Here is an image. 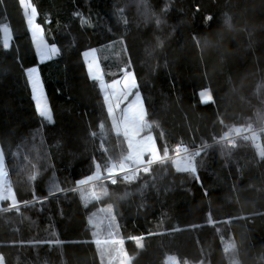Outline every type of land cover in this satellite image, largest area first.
Wrapping results in <instances>:
<instances>
[{"label": "trees", "instance_id": "1", "mask_svg": "<svg viewBox=\"0 0 264 264\" xmlns=\"http://www.w3.org/2000/svg\"><path fill=\"white\" fill-rule=\"evenodd\" d=\"M29 1L58 52L40 63L21 0H0V148L7 166L19 153L36 165L35 189L15 187L20 210L0 205L4 263L104 264L96 240L110 231L93 219L111 206L132 264H264V133L223 141L232 128L264 127V0ZM92 49L107 82L134 72L144 132L168 149L131 182L80 183L123 152L84 57ZM35 66L52 122L32 97ZM206 89L213 101H201ZM177 146L200 151L199 181L177 171Z\"/></svg>", "mask_w": 264, "mask_h": 264}, {"label": "snow or ice", "instance_id": "2", "mask_svg": "<svg viewBox=\"0 0 264 264\" xmlns=\"http://www.w3.org/2000/svg\"><path fill=\"white\" fill-rule=\"evenodd\" d=\"M24 3V0H21V4ZM37 15L35 7H32L31 14L28 16V24L30 26L33 25V18ZM206 21H212L211 16H206L204 18ZM159 23V22H158ZM42 31L40 29L39 25H34L31 27L32 37L35 40L38 33ZM37 52L40 56L41 60L45 59H51L54 54L58 52L57 48L53 46L47 45L43 40H41L37 45ZM88 53H85V56H87ZM123 76L120 80H115L112 82L111 87L114 89V91L109 94H105V103L107 105V111L108 115L112 118V125L116 129L117 134L119 135L122 131V134L127 140L128 149H129V155L124 158V161H131V164H127L124 161H121L119 166L113 164L112 166L107 168V178L111 180L112 184H115L117 182L116 177L117 175H120L122 173L121 179L124 181H133L138 173L142 170L144 172H148L150 170V166L153 162L160 161L164 162L167 159L168 156V149L167 147L164 148V155L161 156L159 153V149L156 147L154 138L149 135L147 137H141V132L147 127L150 128L151 125L147 123L146 120V109L143 105V100L140 97L139 93L136 94V101L133 104V108L135 109V112L133 115H128L124 111H121L120 115H115L114 110L118 109L120 106V103L127 99L128 95L131 94L130 90L132 88L137 87L135 75L134 73L130 72L128 68L122 69ZM90 74L91 79L93 80H99L101 79L99 73L92 74L91 73V64H90ZM27 77L28 82L30 83L31 87V93L33 99L36 101V110L39 114V116L49 122H52V116L50 112V108L48 104L44 100L42 87H41V81L37 73L36 68H30L27 71ZM123 84V91L117 92V86ZM109 95L115 96L116 100L115 103L111 102L109 100ZM201 95V101L207 102V101H213V97L211 95V91L206 89L200 93ZM207 96V101L204 100V96ZM131 111V109H130ZM233 131L239 135L242 131H249L251 132V126L249 125L247 129L243 128H235ZM231 132L225 134V139H228L231 136ZM253 139L255 140L256 136L255 133H253L252 137L245 136L244 139ZM229 144L232 147H236V143L234 140L229 139ZM183 152L185 153L184 156H181V147L177 146L176 148V154L177 159L174 161L177 171L182 172H190L194 174L195 179L197 181L200 180L199 175L197 174V168L195 164V158L200 155V151H196L194 153H188L187 147L183 148ZM145 155H147L149 158L146 161L144 159ZM262 158H264V152L261 153ZM100 165H96V173L93 176H90L87 178V180H93L97 179L100 176L99 172ZM4 153L2 150H0V201L8 200L11 202V208H15L17 211H19V204L20 201H17L15 192L8 187L5 189L2 177L4 175ZM32 179H35L33 176ZM87 180H82L80 183H86ZM201 186L202 182H201ZM207 194V192H205ZM33 198L37 199L35 197V194H33ZM25 206L30 204V201H23L22 202ZM8 210V209H5ZM108 212L110 214V220L114 219V216H111V206L108 208ZM109 235L111 236L112 233L110 232ZM133 239L139 241L140 237H133ZM113 244H119L122 246L123 241L122 240H112L110 241ZM101 241L97 240V244H100ZM104 243H109V241H104ZM142 246V245H141ZM0 264H4V256L0 254Z\"/></svg>", "mask_w": 264, "mask_h": 264}, {"label": "rangeland", "instance_id": "3", "mask_svg": "<svg viewBox=\"0 0 264 264\" xmlns=\"http://www.w3.org/2000/svg\"><path fill=\"white\" fill-rule=\"evenodd\" d=\"M22 6H23L24 13H25V16H26V19H27V22H28V16L31 14V9H32V7H34V5L29 0H24V3L22 4ZM36 13H37V11H36ZM34 25H39L37 23V15L33 18V25L32 26H34ZM32 26L29 25V30H30L31 36H32V32H31V27ZM40 29L42 30L41 26H40ZM3 32H4V36H5V40H6V46L8 47L9 44H10V40H11V33H10V31L8 29H3ZM32 40H33L36 52H37V45H38V43L41 40H43L47 45H49L44 39L43 30L38 33V35L36 36L35 40L32 37ZM49 46L51 47V45H49ZM85 53H88V55L85 56ZM85 53H84V57H85V60L87 62V65H88L89 73H90V64H91V73L92 74H95V73H99L100 74L101 79H99L98 81H99V85H100V88L102 90V93H103V96H104V99H105V94L106 93L111 94L114 91V89L111 87L113 81L112 82H107L106 80H104L102 69L100 68V63H99L96 51L94 49H92V50H89V51H87ZM55 55L56 54H54L53 57ZM37 56H38V59H39L40 63H43V62H46V61L50 60V59L41 60L40 56L38 55V52H37ZM31 68H36L37 69V73H38V76H39L40 81H41V87H42L44 100H45V102L48 104V106L50 108V105H49V102H48V99H47V96H46V92H45V89H44V86H43V82H42V79H41V76H40L39 67L35 66V67H31ZM27 71H28V69L26 70V75H27ZM130 72L134 73L133 71H130ZM120 79H122V77ZM120 79H118V80H120ZM135 80H136V77H135ZM136 84H137V81H136ZM29 85H30V83H29ZM30 89H31V87H30ZM135 89H136V87L132 88L130 90L131 94L128 95L127 99L123 100L120 103L119 108L114 110L115 115L119 116L121 111H124L125 113H127L130 116L133 115V113L135 112V109L133 108V104L136 101V94H137V93L134 94ZM116 91L117 92H122L123 91V84L118 85ZM138 93H139L140 97L143 100V97H142L141 93L140 92H138ZM109 100L111 102L115 103L116 97L112 96V95H109ZM204 100L205 101L207 100V96L206 95L204 96ZM35 105H36V101H35ZM143 105H144V101H143ZM144 107H145V105H144ZM130 109H131V111H130ZM50 112H51L52 121H53V115H52L51 109H50ZM110 119H111V122H112V118L111 117H110ZM113 129H114L115 134L118 137H121L123 139L122 140L123 152L120 155L121 156V160L119 162L115 163V165L119 166L120 162L124 161V158L129 155V149H128L127 140L124 137V135L122 134V131L118 135L116 129L114 127H113ZM233 129H235V128H233ZM140 135H141V137H147V136L151 135L154 138L156 147L159 149L158 140H157L156 136L154 135V133L151 132V133L145 134V132L143 130ZM0 150H1V148H0ZM159 153L161 155L160 149H159ZM148 158L149 157L147 155H145L144 159L146 161L148 160ZM124 162L129 164V165L131 164V161H124ZM35 166L36 165L32 162V159H30V157L28 155H26L25 153H19L17 155L14 163L12 164V166H7L6 163H5V160H4V173L5 174L2 177V182H3V185H4L5 189L10 187L15 192V187L19 186V187H22V188L34 190L35 189V187H34V179H32V177L36 176ZM120 176H122V173L120 175H117L116 179H118ZM105 180L111 181L110 179L107 178V174L105 176H103L100 173L99 178L93 179V180H87L86 183H83L82 187L91 186V185L96 184L97 182L105 181ZM15 194H16V192H15ZM4 201H8V200H4ZM4 201H0V205ZM102 221H105L107 223L106 225H107L109 231L112 233L111 236H109V237H107L105 239H102V238L97 239V240L101 241V243L98 244V247H99V250H100V257L104 261V264H132L134 262L135 255H131L129 252H127L125 250V247L123 246V244L121 246L119 244H113V243L110 242L112 240H122L123 241V239H121L119 237V226L116 224L114 219L110 220V214H109L108 211L103 213L101 217L97 216L95 220L93 219V223L97 227L101 226ZM98 230H99L100 233H102L103 227L102 228L100 227ZM104 241H109V243H104ZM123 243H124V241H123ZM111 246H113V247H111ZM111 248L113 250V255L110 258V257H108V251ZM138 248H139V250H141L143 248L142 242L138 244ZM169 264H177V263L174 260H172V261L169 262Z\"/></svg>", "mask_w": 264, "mask_h": 264}, {"label": "built area", "instance_id": "4", "mask_svg": "<svg viewBox=\"0 0 264 264\" xmlns=\"http://www.w3.org/2000/svg\"><path fill=\"white\" fill-rule=\"evenodd\" d=\"M237 128H241V127H237ZM252 131L249 132V131H242L239 135H237L234 131H233V128L229 130V132H231V136L228 138V139H225L223 138V141H228L229 139H232V140H236L237 138L241 137V138H244L245 136H249V137H252L253 133H255V136L257 137L260 133H264V127L261 128V129H258V128H251ZM228 132V133H229ZM225 137V136H224ZM196 151H199L198 149H188V153H194ZM181 156H184L185 153L183 152V150H181V153H180ZM175 159H177V154L174 155ZM197 158V157H196ZM195 158V159H196Z\"/></svg>", "mask_w": 264, "mask_h": 264}, {"label": "water", "instance_id": "5", "mask_svg": "<svg viewBox=\"0 0 264 264\" xmlns=\"http://www.w3.org/2000/svg\"><path fill=\"white\" fill-rule=\"evenodd\" d=\"M174 260L177 264H181L180 260L178 257H168L166 260V264H169L170 261ZM189 264V263H187Z\"/></svg>", "mask_w": 264, "mask_h": 264}, {"label": "crops", "instance_id": "6", "mask_svg": "<svg viewBox=\"0 0 264 264\" xmlns=\"http://www.w3.org/2000/svg\"><path fill=\"white\" fill-rule=\"evenodd\" d=\"M207 101V100H206Z\"/></svg>", "mask_w": 264, "mask_h": 264}]
</instances>
